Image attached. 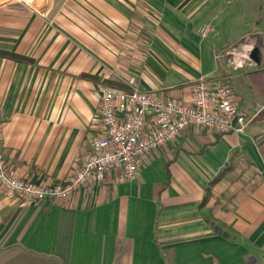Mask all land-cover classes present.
<instances>
[{
  "label": "crops",
  "instance_id": "1",
  "mask_svg": "<svg viewBox=\"0 0 264 264\" xmlns=\"http://www.w3.org/2000/svg\"><path fill=\"white\" fill-rule=\"evenodd\" d=\"M245 39L255 49L241 61ZM131 79L180 102L221 80L246 132L194 126L135 180L111 171L64 200L0 185V264H264V0H0L1 148L15 176L65 183L103 135L99 89Z\"/></svg>",
  "mask_w": 264,
  "mask_h": 264
},
{
  "label": "built area",
  "instance_id": "2",
  "mask_svg": "<svg viewBox=\"0 0 264 264\" xmlns=\"http://www.w3.org/2000/svg\"><path fill=\"white\" fill-rule=\"evenodd\" d=\"M214 30L212 25H205L199 34L206 38ZM248 41L245 39L242 47L235 50L241 61L250 60L255 49ZM128 85V89H99L98 116L103 135L92 140L78 169L60 185H35L15 176L1 148L0 127V185L26 200L68 199L84 186L101 184L111 171L121 172L127 181L135 180L149 154L165 148L194 126L236 135L244 134L250 122L234 89L221 80L193 84L192 102L162 99L141 90L135 79Z\"/></svg>",
  "mask_w": 264,
  "mask_h": 264
}]
</instances>
